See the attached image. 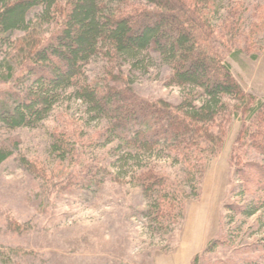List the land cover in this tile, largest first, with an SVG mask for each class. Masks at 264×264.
<instances>
[{
	"label": "rangeland",
	"instance_id": "rangeland-1",
	"mask_svg": "<svg viewBox=\"0 0 264 264\" xmlns=\"http://www.w3.org/2000/svg\"><path fill=\"white\" fill-rule=\"evenodd\" d=\"M205 5H210L209 19L216 26L239 9L242 28L239 31L237 23L238 28L229 31L233 53L227 60L241 87L264 100V0H210ZM32 17L34 36L54 27ZM9 45L0 48V63L9 49L11 55L16 52ZM170 73L150 53L111 58L101 54L86 66V76L95 84H110L116 77L120 84L115 86L148 101L176 105L187 96L200 103V90L169 84ZM8 86L0 82V96ZM225 102L235 103L229 98ZM218 123L224 144L197 177L198 197L185 203L181 224L160 231L144 217L148 202L131 180L137 161L122 170L121 163L110 167L112 176L104 170L118 151L104 144L106 121L91 119L72 89L36 127H1L0 158L7 157L0 162V264H264V211L246 217L236 210L250 199L240 193L233 164L242 123L223 114ZM248 158L261 156L251 152ZM142 159V164L153 163L168 174L180 172L169 152Z\"/></svg>",
	"mask_w": 264,
	"mask_h": 264
},
{
	"label": "trees",
	"instance_id": "trees-1",
	"mask_svg": "<svg viewBox=\"0 0 264 264\" xmlns=\"http://www.w3.org/2000/svg\"><path fill=\"white\" fill-rule=\"evenodd\" d=\"M141 1L145 4L133 0H0V48L10 44L16 51L11 55L8 48L1 60L5 72L0 82L10 86L0 96V128L36 127L72 89L91 119L106 121L104 144H113L118 151L115 162H107L104 170L109 169L110 175V167L117 163L122 170L137 161L131 180L148 202L144 217L160 231L183 222L185 203L198 197L197 177L224 144L223 129L216 121L222 114L232 115L242 123L233 152L235 174L241 195L250 196L236 210L246 217L264 211V100L241 87L227 60L233 53L232 40L227 42L229 31L237 23L239 31L242 28L239 9L235 7V16L231 13L230 20L218 27L209 19L210 5L204 6L210 0ZM33 15L40 24L53 22L52 30L34 36L30 32ZM17 32L23 36H14ZM142 53L156 55L169 67V84L199 89L200 103L187 96L176 105L162 99L148 101L115 86L116 77L110 84L99 85L86 76V66L98 55L134 57ZM225 98L235 103L228 106ZM162 151L180 165L178 175L153 163L142 164L146 154ZM251 152L261 159H249Z\"/></svg>",
	"mask_w": 264,
	"mask_h": 264
}]
</instances>
